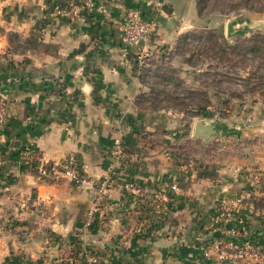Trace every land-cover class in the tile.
Segmentation results:
<instances>
[{
    "label": "crops",
    "instance_id": "crops-1",
    "mask_svg": "<svg viewBox=\"0 0 264 264\" xmlns=\"http://www.w3.org/2000/svg\"><path fill=\"white\" fill-rule=\"evenodd\" d=\"M81 1L0 0V264H73L88 253L99 264H213L203 250L227 232L264 249V208L255 205L264 199V118L215 121L218 135L194 138L196 122L213 120L184 125L142 103L150 56L137 53L158 47L163 58L187 42L202 22L197 0H91L73 23L51 13L59 4L82 10ZM128 10L153 25L139 44L122 42ZM117 139L135 161L118 167L96 226L85 228ZM24 146L48 161L74 158L88 184L38 181ZM223 205L230 219L217 224Z\"/></svg>",
    "mask_w": 264,
    "mask_h": 264
},
{
    "label": "rangeland",
    "instance_id": "rangeland-1",
    "mask_svg": "<svg viewBox=\"0 0 264 264\" xmlns=\"http://www.w3.org/2000/svg\"><path fill=\"white\" fill-rule=\"evenodd\" d=\"M197 3L202 22L191 38L167 47L163 58L150 56L144 82L151 91L142 103L184 125L258 122L264 118V0ZM255 205L264 208V199Z\"/></svg>",
    "mask_w": 264,
    "mask_h": 264
},
{
    "label": "built area",
    "instance_id": "built-area-1",
    "mask_svg": "<svg viewBox=\"0 0 264 264\" xmlns=\"http://www.w3.org/2000/svg\"><path fill=\"white\" fill-rule=\"evenodd\" d=\"M82 10H76L74 7H69L63 4L56 5L52 8L51 13L57 17L63 18L71 23L79 21L82 17L81 11L89 13L93 9L91 0H82ZM120 30L122 34V42L125 45L139 44L141 41L150 36L153 31L152 23L145 18L138 10L125 11L121 17ZM158 47H152L146 51H139L137 58L141 62L144 58H148L153 53L157 52ZM7 110L4 102L0 99V139L2 129L5 126ZM24 166L30 165L31 171L38 181H56L65 178L71 181L78 187H84L88 181L84 175V168L72 157L62 159L59 162L48 161L43 153L36 151L30 147H22L19 151ZM111 157L115 162L108 173L102 177L94 190L92 206L89 211L90 219L85 222L84 227L89 228L92 225V220L98 214L100 205L106 196L107 187L110 180L116 174L118 167L127 162L133 163L134 157H127L122 143L116 140L113 145ZM125 189L131 191L133 184L128 182L125 184ZM240 202V200H238ZM155 208L160 213H165L168 210L166 204L156 203ZM230 205H223L222 213L215 218L217 224H223L230 219ZM228 237L225 240L211 242L203 250V257L211 261L213 264H264V249L252 242L238 241L234 239L235 233L227 232ZM42 264H65L63 261H43ZM73 264H99L98 259L93 254H83L81 258L74 261Z\"/></svg>",
    "mask_w": 264,
    "mask_h": 264
},
{
    "label": "water",
    "instance_id": "water-1",
    "mask_svg": "<svg viewBox=\"0 0 264 264\" xmlns=\"http://www.w3.org/2000/svg\"><path fill=\"white\" fill-rule=\"evenodd\" d=\"M218 135L217 133V125L215 121L205 124L203 121H198L195 124L193 130V137L194 138H209Z\"/></svg>",
    "mask_w": 264,
    "mask_h": 264
},
{
    "label": "trees",
    "instance_id": "trees-1",
    "mask_svg": "<svg viewBox=\"0 0 264 264\" xmlns=\"http://www.w3.org/2000/svg\"><path fill=\"white\" fill-rule=\"evenodd\" d=\"M124 151H125V154L126 155H129V152H127L125 149H124ZM30 166H32V165H30ZM30 166H28L27 168L31 171V167ZM95 222V221H94ZM93 222V224L91 225V227H92V229H93V227H95L96 226V222L94 223Z\"/></svg>",
    "mask_w": 264,
    "mask_h": 264
}]
</instances>
